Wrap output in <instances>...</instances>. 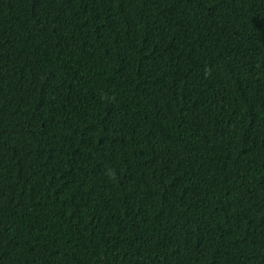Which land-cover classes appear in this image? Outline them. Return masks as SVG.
Masks as SVG:
<instances>
[{
  "label": "trees",
  "instance_id": "16d2710c",
  "mask_svg": "<svg viewBox=\"0 0 264 264\" xmlns=\"http://www.w3.org/2000/svg\"><path fill=\"white\" fill-rule=\"evenodd\" d=\"M0 264H264V0H0Z\"/></svg>",
  "mask_w": 264,
  "mask_h": 264
}]
</instances>
